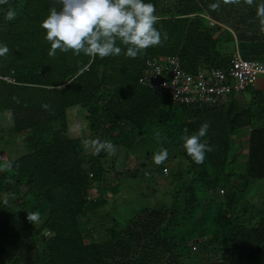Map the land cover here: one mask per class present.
<instances>
[{
    "label": "trees",
    "instance_id": "trees-1",
    "mask_svg": "<svg viewBox=\"0 0 264 264\" xmlns=\"http://www.w3.org/2000/svg\"><path fill=\"white\" fill-rule=\"evenodd\" d=\"M216 2L145 0L155 6L154 27L168 40L135 59L119 44L122 54L104 59L59 50L50 57L41 22L50 7L62 5L0 4V45L9 48L0 57V114L12 119L8 128L0 123V137L6 130L12 137L25 133L27 145L8 164L0 155L6 167H0V264H264V87L253 89L246 107L233 98L190 107L137 80L152 54L177 53L190 71L225 65L237 50L227 52L229 45L244 58L264 60L255 6L221 0L212 11ZM9 10L14 20L5 19ZM70 113L86 114L91 141L123 148L124 161L101 152L86 166L84 140L69 132ZM206 121L211 127L203 139L214 150L196 164L181 147L182 137ZM165 149L173 159L168 174L164 163L153 162ZM140 170L147 183L141 191L158 194L155 204L139 208L126 188L112 195L98 186L109 172L135 178L144 174ZM95 186L103 190L99 200ZM109 202L114 208L100 215L108 221L91 223ZM28 212L39 214L36 224Z\"/></svg>",
    "mask_w": 264,
    "mask_h": 264
},
{
    "label": "clouds",
    "instance_id": "clouds-1",
    "mask_svg": "<svg viewBox=\"0 0 264 264\" xmlns=\"http://www.w3.org/2000/svg\"><path fill=\"white\" fill-rule=\"evenodd\" d=\"M7 2L8 0H0V4ZM56 3L62 5L60 10L55 6L50 7L49 15L41 22V28L46 31L44 40L51 45L47 53L50 57H55L59 50L65 53L71 51L76 56L84 54L92 58L99 56L104 59L121 55L122 47L118 46L119 44L126 48L123 54L127 58L135 59L143 55L149 47L163 46L168 40L166 31L162 32L154 27L158 23V17L154 15L155 6L152 3H145V0H54V4ZM220 3L221 0H217L216 3L210 4L209 8L218 11ZM222 3L225 5L244 3L250 7L255 6L256 19L259 21L258 34L264 35V0L259 4H256L255 0H222ZM5 19L14 20V11L9 10ZM8 52L7 45H0V57L6 56ZM168 54L172 53L168 52ZM179 59L182 68L190 71L184 66L180 56ZM210 127V123L206 121L201 124L197 132L182 137L181 147L196 164L203 163L206 154L214 150L203 139ZM155 139L158 142L162 140L159 131L155 132ZM82 144L85 150L91 148L94 150L93 154L97 155L105 152L111 156L117 151L111 141H101L99 138L91 142L83 141ZM168 156L166 149L161 150L153 155V162L159 166ZM27 218L35 224L40 219L39 214L35 212H28Z\"/></svg>",
    "mask_w": 264,
    "mask_h": 264
},
{
    "label": "built area",
    "instance_id": "built-area-1",
    "mask_svg": "<svg viewBox=\"0 0 264 264\" xmlns=\"http://www.w3.org/2000/svg\"><path fill=\"white\" fill-rule=\"evenodd\" d=\"M263 74L264 60L244 58L238 50L225 65L196 71L184 70L179 56L172 53L147 56L137 80L157 93L167 92L176 102L202 107L220 102L225 93L233 99L241 97L247 88L257 86ZM6 79L14 81L11 76ZM163 170L168 172L165 167Z\"/></svg>",
    "mask_w": 264,
    "mask_h": 264
},
{
    "label": "rangeland",
    "instance_id": "rangeland-1",
    "mask_svg": "<svg viewBox=\"0 0 264 264\" xmlns=\"http://www.w3.org/2000/svg\"><path fill=\"white\" fill-rule=\"evenodd\" d=\"M212 21H214V20H212ZM212 23H215V21ZM216 32H217V30H216ZM219 43L221 44V42H219ZM236 49L238 50V47L234 48L233 45H229L226 48V51L230 53L232 50H236ZM263 76H264V74H263ZM252 91H253L252 87L247 88L245 90V92L243 93L244 95L236 98V100L234 102L235 106H237L239 108L246 107L249 103L250 96H252V94H254V92H252ZM231 97L232 96L227 95V93H225L222 101H226V100L230 99ZM224 103H226V102H224ZM191 106H193V105H190V107ZM76 110H77V108L74 110H71V111H76ZM0 123H2L3 126L8 128L12 123V119H11L10 115L3 116L2 114H0ZM55 126L60 128V126L57 122L55 123ZM69 126H70L69 132H70V135L72 138H76V137L81 136V138L84 141H86V140L89 142L91 141L93 132H91V129H90L91 127L89 126L88 120L86 119V114H81V113H79V114L72 113L71 114L70 113ZM160 129H161L160 127L156 126L155 132L159 131L161 134L162 132L160 131ZM242 130L245 131V129H242ZM5 132L6 133H5L4 137H0V155H1V157H3V160L8 164V162H7L8 159H10V157L15 158L19 154L26 151L27 145H26L25 140H24L25 133H19L15 137H12V136H10L8 130H6ZM185 135L190 136V135H192V132H187ZM245 142L246 141L244 140V142H243L244 145H245ZM149 144H150L151 148L153 150H155L156 144H154L151 141V139H149ZM116 149H117V151H116L115 155L109 156L107 154L106 158L109 159V161H111L112 159H116V157H118L119 160L124 161V159H125L124 149L121 147L116 148ZM93 151L94 150L91 148H89L88 150H85L84 147H83V150L81 149V151H80V154L83 155V157H84V163L86 164V166L89 165L88 161L85 162L86 159L90 158L91 156L97 157V154H93ZM141 158H143V156H141ZM150 158H152V156L147 157V158H143V159L148 160ZM167 160H169V159H167ZM172 162H173L172 158H170L169 162L168 161L164 162L163 166H165V168L168 169V172L163 171V173H165V174L169 173V171H170L169 168H170V165L172 164ZM0 167L3 168V170L6 168L5 166L3 167V165L2 166L0 165ZM140 171H142L141 173H144L143 170H140ZM124 174H122V176L120 175L118 177L116 172H113V171L109 172L108 174H106V176H104L103 178H100V179H103V182L101 183L98 180V182H100V183L99 184L97 183V184L99 187L103 186L104 187L103 190L110 192V194H112V195L115 194V192L118 190V188L120 190H122L123 188H126V189H124V191L129 193L128 197L139 208L144 206V205L155 204L154 198L158 197L159 196L158 194L154 195V196H150L151 193H149V192L144 193L141 191L142 188H144V186L147 185L146 181H143V179H142L144 176H146V172L142 175H139L138 177H135V178L129 177L128 174H130V173H126L125 177L123 176ZM92 175H93V171H92V173L89 174V176H92ZM92 177H94V176H92ZM159 180L162 181L161 177L159 178ZM119 182H125V183L127 182V183H126V185H122V183H119ZM128 183H129V185H128ZM96 186L93 190L94 199L99 200L100 199L98 196L99 192H100V190H101V192L103 190L96 187ZM152 186H154V185H152ZM142 195H147L148 197H144ZM113 205H114L113 202H109L107 204L100 205L97 209L98 212L95 211L96 215L94 214L95 216H92L91 223L99 225L105 221H108L109 218L105 219V218L101 217L100 215L101 214L106 215L110 209L114 208ZM120 207H121V205H120ZM122 210L124 212H127L128 207L126 209H122Z\"/></svg>",
    "mask_w": 264,
    "mask_h": 264
},
{
    "label": "crops",
    "instance_id": "crops-1",
    "mask_svg": "<svg viewBox=\"0 0 264 264\" xmlns=\"http://www.w3.org/2000/svg\"><path fill=\"white\" fill-rule=\"evenodd\" d=\"M259 87H264V76L263 75L260 76V79L258 81V84H257V86L255 88L258 89Z\"/></svg>",
    "mask_w": 264,
    "mask_h": 264
}]
</instances>
